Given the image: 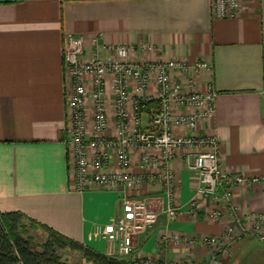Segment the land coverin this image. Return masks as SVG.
Listing matches in <instances>:
<instances>
[{
	"label": "crops",
	"instance_id": "crops-1",
	"mask_svg": "<svg viewBox=\"0 0 264 264\" xmlns=\"http://www.w3.org/2000/svg\"><path fill=\"white\" fill-rule=\"evenodd\" d=\"M67 34L85 37L86 57L125 44L135 59L211 63L219 91L216 112L198 132L213 126L226 171L264 177V0H243L234 18L215 17L211 0H0V213L22 212L96 251L116 255L104 234L122 213L125 192L119 187L78 192L70 178L63 64ZM209 78L203 72L201 86ZM108 132L113 133V125ZM171 167V196L158 181L145 180L127 190L148 197L159 214L152 228L137 235L133 255L124 258L132 264H141L143 256L151 264H186L192 258L203 263L210 248L179 245L173 237L201 238L226 230L225 217H205L216 206L197 195L198 173L182 153ZM159 168L142 169L133 151L132 173L147 175ZM231 202L241 216L264 217V182L235 186ZM170 207L177 211L174 216L168 214ZM68 253L79 258L75 264L82 263L81 253ZM246 259L264 260V242L250 235L235 240L223 262Z\"/></svg>",
	"mask_w": 264,
	"mask_h": 264
},
{
	"label": "built area",
	"instance_id": "built-area-1",
	"mask_svg": "<svg viewBox=\"0 0 264 264\" xmlns=\"http://www.w3.org/2000/svg\"><path fill=\"white\" fill-rule=\"evenodd\" d=\"M217 18H234L243 0H211ZM93 43L98 38L93 37ZM85 37L67 34L63 44L67 95V139L70 178L73 190L121 188L122 213L104 237L112 243L116 255L126 258L135 251L140 232L152 228L159 214L148 197L132 196L145 180L160 182L173 194L175 173L172 162L182 153L188 167L198 173L197 195L210 199L215 208L205 217L218 221L225 217L226 230L220 235L201 238L174 236L173 242L194 247L201 243L210 248L203 262L189 259L186 264H224L235 240L251 236L264 242V217L249 213L241 216L232 204L233 189L249 186L264 177H246L226 171L220 163V141L213 129L199 127L214 119L219 91L211 76L213 65L199 60L135 59L125 44L107 47L103 55L93 50L85 55ZM203 72L209 80L201 86ZM155 105L143 110V103ZM147 117L148 120H145ZM113 125V133L109 129ZM175 127L189 130L179 134ZM137 151L142 169H155L147 175L130 170L132 153ZM112 163L115 168L110 169ZM225 203L228 209L220 205ZM170 207L168 214L174 216ZM141 264L151 259L141 257Z\"/></svg>",
	"mask_w": 264,
	"mask_h": 264
},
{
	"label": "trees",
	"instance_id": "trees-1",
	"mask_svg": "<svg viewBox=\"0 0 264 264\" xmlns=\"http://www.w3.org/2000/svg\"><path fill=\"white\" fill-rule=\"evenodd\" d=\"M154 107L148 102L142 105L143 110ZM32 232L46 236L40 249ZM66 251L81 253V264H132L118 255L96 251L22 212L0 213V264H75L63 257Z\"/></svg>",
	"mask_w": 264,
	"mask_h": 264
},
{
	"label": "rangeland",
	"instance_id": "rangeland-1",
	"mask_svg": "<svg viewBox=\"0 0 264 264\" xmlns=\"http://www.w3.org/2000/svg\"><path fill=\"white\" fill-rule=\"evenodd\" d=\"M32 233L36 235L37 246L39 247V245L46 240V236L42 235L40 233H37V232H35V233L32 232ZM64 253H65V255L63 256L64 258H68L72 263H79V258H77V255L75 253L69 254V253H67V251ZM262 254H263V252H262ZM245 261H247V259ZM242 264H264V260H261V262H255L252 259V261L248 260L247 263H242Z\"/></svg>",
	"mask_w": 264,
	"mask_h": 264
}]
</instances>
